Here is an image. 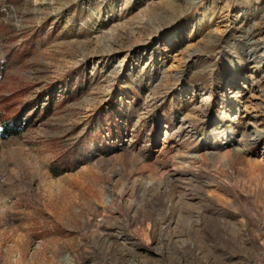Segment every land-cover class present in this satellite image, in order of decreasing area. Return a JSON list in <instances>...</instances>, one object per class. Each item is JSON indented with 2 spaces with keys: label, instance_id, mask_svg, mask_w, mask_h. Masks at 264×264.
<instances>
[{
  "label": "rangeland",
  "instance_id": "374dc122",
  "mask_svg": "<svg viewBox=\"0 0 264 264\" xmlns=\"http://www.w3.org/2000/svg\"><path fill=\"white\" fill-rule=\"evenodd\" d=\"M7 118L0 264H264V0H0Z\"/></svg>",
  "mask_w": 264,
  "mask_h": 264
},
{
  "label": "trees",
  "instance_id": "16d2710c",
  "mask_svg": "<svg viewBox=\"0 0 264 264\" xmlns=\"http://www.w3.org/2000/svg\"><path fill=\"white\" fill-rule=\"evenodd\" d=\"M10 121H12L11 119H5V120H0V131L1 134L6 133V130L8 129V126L10 125ZM12 132H15L14 129H11Z\"/></svg>",
  "mask_w": 264,
  "mask_h": 264
}]
</instances>
